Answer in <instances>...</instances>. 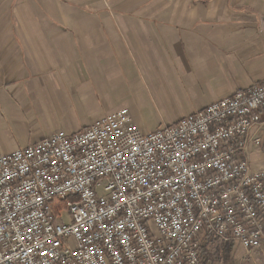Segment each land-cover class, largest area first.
I'll list each match as a JSON object with an SVG mask.
<instances>
[{"label":"built area","instance_id":"obj_1","mask_svg":"<svg viewBox=\"0 0 264 264\" xmlns=\"http://www.w3.org/2000/svg\"><path fill=\"white\" fill-rule=\"evenodd\" d=\"M262 112L264 79L152 130L122 108L0 155V264H208L217 244L264 250V169L245 157Z\"/></svg>","mask_w":264,"mask_h":264},{"label":"crops","instance_id":"obj_2","mask_svg":"<svg viewBox=\"0 0 264 264\" xmlns=\"http://www.w3.org/2000/svg\"><path fill=\"white\" fill-rule=\"evenodd\" d=\"M32 1L0 0V155L122 108L152 130L264 79V0ZM245 157L264 169V112ZM225 244L226 264L264 257Z\"/></svg>","mask_w":264,"mask_h":264},{"label":"rangeland","instance_id":"obj_3","mask_svg":"<svg viewBox=\"0 0 264 264\" xmlns=\"http://www.w3.org/2000/svg\"><path fill=\"white\" fill-rule=\"evenodd\" d=\"M30 4L31 6H36L35 8H37L38 6L36 5V3H33L32 0H30ZM8 22H10V20H7ZM23 38L26 39V37L23 35ZM90 122H88L87 125H89ZM86 125V126H87ZM52 128H56L55 126H52ZM60 128L66 132H74L77 131L78 128L73 127L72 125L69 124V122L67 121H63L60 125ZM151 129V128H150ZM212 248H210V259H211V264H223L220 260L214 258L215 256V251L212 252ZM229 264H264V257L261 254H256L253 255L252 258L246 256V257H241V258H237L234 257L233 261H231Z\"/></svg>","mask_w":264,"mask_h":264},{"label":"trees","instance_id":"obj_4","mask_svg":"<svg viewBox=\"0 0 264 264\" xmlns=\"http://www.w3.org/2000/svg\"><path fill=\"white\" fill-rule=\"evenodd\" d=\"M233 250V246L232 244H220L219 246H217L216 250H215V256L214 258L220 260L222 263L226 264L227 262H229V260L231 259V253ZM209 258L210 254H208Z\"/></svg>","mask_w":264,"mask_h":264}]
</instances>
